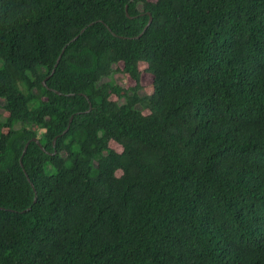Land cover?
Listing matches in <instances>:
<instances>
[{
	"label": "trees",
	"instance_id": "trees-1",
	"mask_svg": "<svg viewBox=\"0 0 264 264\" xmlns=\"http://www.w3.org/2000/svg\"><path fill=\"white\" fill-rule=\"evenodd\" d=\"M0 109V264H264V0H0Z\"/></svg>",
	"mask_w": 264,
	"mask_h": 264
},
{
	"label": "rangeland",
	"instance_id": "rangeland-1",
	"mask_svg": "<svg viewBox=\"0 0 264 264\" xmlns=\"http://www.w3.org/2000/svg\"><path fill=\"white\" fill-rule=\"evenodd\" d=\"M148 76H149V75H148ZM108 80H110V78H105V79H103V81H108ZM143 81H144L145 83L150 84V83L152 82L151 76H150V77H146V78H144ZM143 81H142V82H143ZM113 82H115L116 84H120V85H122V86H128L129 83H130V81L128 80V78H127L124 74H122L121 72H119V73H115V75H114V77H113ZM143 84H144V83H143ZM144 92H145L144 90H141V91H140V94L143 95ZM0 113H4V109H0ZM63 155L66 156L67 153H66V152H63ZM47 168H48V170H49L50 172H51L52 169H53L50 165H49Z\"/></svg>",
	"mask_w": 264,
	"mask_h": 264
},
{
	"label": "water",
	"instance_id": "water-1",
	"mask_svg": "<svg viewBox=\"0 0 264 264\" xmlns=\"http://www.w3.org/2000/svg\"><path fill=\"white\" fill-rule=\"evenodd\" d=\"M127 8H128V6H127ZM128 14H129V13H128ZM151 22H152V17L150 18L148 24L145 26L144 30H146V29L148 28V26L151 24ZM141 34H142V33H141ZM60 58H61V56L58 58V62L60 61ZM58 62H57V63H58ZM44 82H45V81H44ZM72 119H73V116L71 117L70 122L72 121ZM69 126H70V125H69ZM33 139H34L35 141H37V143H39V144L42 146V143H41V141H40V139H39L38 137H34ZM55 141H56V139H54V143H55ZM28 145H29V142L26 143L25 148H24V151H23V154L27 151ZM42 147H43V146H42ZM44 149H45V148H44ZM22 165H23V163H22ZM26 174H27V172H26ZM27 176H28V179L30 180V177H29L28 174H27ZM31 184H32L33 188L36 190L35 184H34L33 182H31Z\"/></svg>",
	"mask_w": 264,
	"mask_h": 264
}]
</instances>
